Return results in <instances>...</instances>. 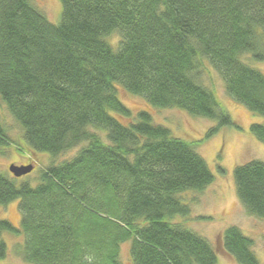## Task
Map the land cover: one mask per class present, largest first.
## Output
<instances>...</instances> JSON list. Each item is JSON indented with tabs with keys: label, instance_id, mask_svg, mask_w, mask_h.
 <instances>
[{
	"label": "trees",
	"instance_id": "16d2710c",
	"mask_svg": "<svg viewBox=\"0 0 264 264\" xmlns=\"http://www.w3.org/2000/svg\"><path fill=\"white\" fill-rule=\"evenodd\" d=\"M50 23L30 0H0V101L36 151L53 157L84 144L69 160L41 169L39 183L16 185L0 173V205L19 200L18 251L30 264H216L209 242L180 223L177 195L213 181L198 142L171 136L139 111L131 117L116 84L158 109L233 125L199 80L206 58L226 94L264 118V75L242 56L264 61V0H60ZM119 36L114 50L105 37ZM95 130V131H94ZM97 131L105 132L102 138ZM249 130L264 143V122ZM10 144L0 119V147ZM237 198L264 219V163L233 170ZM223 247L239 264H259L252 239L235 226ZM6 245L0 240V259Z\"/></svg>",
	"mask_w": 264,
	"mask_h": 264
},
{
	"label": "rangeland",
	"instance_id": "374dc122",
	"mask_svg": "<svg viewBox=\"0 0 264 264\" xmlns=\"http://www.w3.org/2000/svg\"><path fill=\"white\" fill-rule=\"evenodd\" d=\"M31 4L41 11L47 20L58 25L61 22L62 6L60 0H30ZM111 47L116 50L119 36L112 34L105 37ZM242 61L264 75V61L256 62L249 56H242ZM200 75V82L214 95L218 105L231 118L233 125L218 129L211 136L207 132L216 125L214 120L194 117L179 108L158 109L140 97L128 93L122 86L116 84L117 98L131 111V117H121L114 112L110 115L123 125L133 122L135 114L145 111L150 114L152 122L169 129L171 136L186 142H198L195 151L206 162L213 175V181L201 192L188 190L177 197L189 207L186 216L176 215L167 221L180 223L205 238L214 250L216 264H239L223 247V232L229 226H235L252 239V251L259 264H264V219L248 214L237 198L233 179L236 166L252 160L264 163V143L258 141L250 132L253 123H263L264 118L249 111L244 105L226 94L223 81L218 72L212 68L206 58ZM0 119L6 129L10 144L0 147V173L13 178L16 185L27 182L34 187L39 183L41 169L49 164H59L71 159L79 150L76 148L53 157L47 152H39L31 148L23 138V130L15 122L0 101ZM95 131V130H94ZM96 132L105 138V132ZM10 164H32L33 170L21 177H13L8 172ZM19 200L7 205H0V220L5 219L13 226L20 225ZM0 240L6 245V257L0 259V264H30L23 260L20 251L23 248L24 235L4 231ZM119 259L122 264H133L130 257V242L120 245Z\"/></svg>",
	"mask_w": 264,
	"mask_h": 264
},
{
	"label": "water",
	"instance_id": "95a60500",
	"mask_svg": "<svg viewBox=\"0 0 264 264\" xmlns=\"http://www.w3.org/2000/svg\"><path fill=\"white\" fill-rule=\"evenodd\" d=\"M32 170H33V165L32 164H26V165L10 164L8 166V172L13 177H21L23 175H26V174L30 173Z\"/></svg>",
	"mask_w": 264,
	"mask_h": 264
}]
</instances>
